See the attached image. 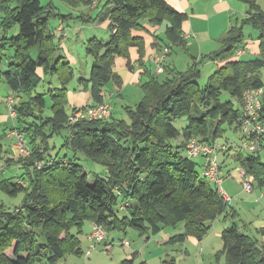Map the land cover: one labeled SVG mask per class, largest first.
Returning <instances> with one entry per match:
<instances>
[{
  "label": "trees",
  "instance_id": "1",
  "mask_svg": "<svg viewBox=\"0 0 264 264\" xmlns=\"http://www.w3.org/2000/svg\"><path fill=\"white\" fill-rule=\"evenodd\" d=\"M14 1L15 5L10 7ZM63 1L72 6L92 7H98L100 2ZM244 1L248 4L246 16L235 20L222 37L221 47L206 55L225 63L209 77L204 88L197 81L200 75L197 64L189 65L186 70L171 67L167 71L164 64V79L159 77L163 72L157 74L147 67L148 77L141 83L142 99L135 106L125 107L128 119H113L111 115L70 121L66 85L73 80L75 71L58 52L60 41L50 25L53 17L63 15L55 11L52 3L43 5L41 0H0L6 11L5 27L19 25V33L10 39L16 60L4 72L12 95L18 97L14 105L16 118H21L20 124L11 129L17 128L25 134L31 150L29 155L20 153L19 158L28 180L0 181V187L13 195L25 193L20 206L0 210V264H35L41 258L55 264L65 248L79 252L81 241L71 229L77 227L81 231L86 219L105 228L125 229L132 225L139 227L141 234H158L165 226L184 223V232L169 238L168 242L172 243L184 242L187 235L203 239L209 233L230 203L182 150L186 151V142L193 137L209 142L222 137L225 123L238 131L244 92L264 87L260 75L264 68V10L257 0ZM105 5L107 11L99 19L109 18L110 36L106 41L89 39L91 73L88 79H80L84 89H90L94 105L104 102L103 91L110 81H121L114 68L117 56L127 58L132 68L129 48L137 46L144 65L145 40L133 35V29H141L144 22L154 26L165 24V36L155 35V47L161 50L167 46L172 50L173 46L186 48L187 45L183 23L189 16L167 0H107ZM246 24L258 30L260 53L249 59H232L244 44ZM36 45L35 57L31 48ZM40 67L45 74L57 75L61 81V86L49 90L53 100L51 117L43 115L44 94H32L42 79L38 74ZM223 91L229 92L238 105L232 99L221 101ZM183 117L188 119V124L179 128L176 120ZM51 126L55 131L68 127L70 136L64 147L81 151L102 163L106 175L92 174L90 181V174L77 162L76 154L72 158L65 155L61 160L49 158L47 148L39 145L37 136L41 128L45 135ZM181 135L185 142L174 145L172 141ZM231 149L230 146L223 154H229ZM243 152L246 151L237 152L235 160L261 186L264 162L260 151L246 155ZM2 155L0 135V163ZM41 160L45 164L38 166L36 163ZM122 202L128 203L124 209L128 214L120 216V211H124L119 206ZM258 232L264 235V226ZM221 238L219 255L226 254L227 264H264V244L252 240L236 223L226 227ZM11 248L13 256L6 253ZM121 264H133V259L123 260Z\"/></svg>",
  "mask_w": 264,
  "mask_h": 264
},
{
  "label": "rangeland",
  "instance_id": "2",
  "mask_svg": "<svg viewBox=\"0 0 264 264\" xmlns=\"http://www.w3.org/2000/svg\"><path fill=\"white\" fill-rule=\"evenodd\" d=\"M99 6L92 7L90 5L81 4L72 6L63 0H41L43 5L52 3L55 11L63 16H55L51 19L50 25L52 29H57L58 25L63 22L67 28L68 35L66 40L63 42L66 45V49L72 53L75 61L70 62L74 68L75 75L81 76L86 67V58L89 57L91 67L93 58L87 53L88 41L91 38H98L107 40L104 36V29L109 32V28H103L101 24L102 20L99 16L107 11L106 1L98 0ZM173 6L179 11H183V4L179 0H170ZM204 0H191L195 7L201 9H208L211 15V19L215 20L211 25L210 36L221 37L223 35L224 18L220 15H215V9L212 5L203 2ZM177 2V3H176ZM16 1L10 2L9 6L13 7ZM170 3V2H169ZM170 3V4H171ZM213 3V2H212ZM240 7V13L238 17L242 18V8ZM185 12V11H183ZM190 11H186V13ZM88 17H91L88 18ZM6 18V11L0 4V135L1 143L3 145L2 161L0 163V181L7 179L11 183H17L20 179L28 180V174L26 168L22 165L19 158L20 152L12 147V141L7 137L10 129L14 125L20 124L21 118L18 116L16 120L9 117V110L7 108V97L14 94L9 88L4 72L8 65L16 60V50L11 45L10 39L19 33V25L11 24L8 28L4 25ZM236 19H234L235 22ZM165 24L161 27L159 33L164 37ZM245 36L250 38V32H258L251 25H245ZM212 43V44H211ZM206 43L205 50L203 52L196 50L198 53H193L189 49L184 50L181 46H173V53L170 54L168 63L175 64L177 69L186 70L189 65H196L200 70V75L197 78L200 86L204 88L208 84L209 77L217 71L225 62L222 59H210L206 58V55L210 52L216 51L217 45H213V42ZM216 46V47H215ZM64 47V45H63ZM58 51L63 54L67 59L64 49ZM65 48V47H64ZM216 48V49H215ZM33 56H37L38 46L31 48ZM197 59H195V58ZM195 59V61L193 60ZM68 60V59H67ZM165 60V61H167ZM193 60V61H192ZM174 61V63H173ZM189 64V65H188ZM38 74L41 76L39 84L33 89V95L37 93L44 94L45 108L43 115L45 117H51L53 115L52 104L53 100L50 95L51 87L61 86V81L57 75L45 74L44 69L40 67ZM260 75L264 80V68L261 69ZM161 79L166 77L165 74L159 76ZM67 84L68 88V100H72L73 95L79 92V88L76 86L77 81L74 80ZM112 85V82L110 83ZM83 91L84 86L82 87ZM135 90H128L130 98L132 96V105L139 102L141 94ZM143 95V92H142ZM111 99V98H110ZM134 99V101H133ZM232 99L233 102L238 105L236 99H233L229 92L223 91L220 97L221 101ZM112 101V117L128 119V114L125 107L121 104V99L118 96L111 99ZM127 105V106H132ZM75 103L71 104L70 100L67 105L68 114L72 115L76 109ZM23 121V120H22ZM37 122H39L37 120ZM39 124V123H38ZM176 124L179 128H183L188 124V119L183 117L176 120ZM49 131L45 132V135L41 133L42 128L38 132V143L47 148V154L49 158H62L67 155L68 158L74 157L76 154L77 162L83 165L85 171L90 174V181H92V174L106 175L107 171L105 165L94 161L87 157L81 151H73L67 147H64L66 139L70 136V129L68 127L61 128L59 130L50 127ZM26 137V136H25ZM241 138L239 130L235 131L232 127L225 123L222 126V137L219 138L220 143H226L231 146L232 149L229 154L224 155L220 153V160L222 162L225 176L223 177V188L232 197L227 210L220 215L215 223H213L209 233L204 236L203 239H198L193 235H187L184 242H168L169 238L175 234L184 232L185 225L180 222L176 226H165L163 227L162 233L152 234H141V229L132 225H128L125 229L123 228H106L107 237L101 243L92 247V242L89 239V234L92 231L94 222L90 219H86L82 225L81 231H78L77 227H73L71 232L77 234L81 241V250L79 252L71 251L67 248L64 250V255L58 259L55 264H121L123 260L133 259V264H227L226 254H220L219 251L222 249V238L218 237L215 232L218 230H225L226 227L236 223L238 227L244 233L254 240L258 244H264V235L258 232L260 225L264 222V188L260 187L257 182L254 184V189L247 191L244 188L242 178L239 176L240 162L235 160L234 155L241 151ZM185 142L182 135L177 139L173 140L174 145ZM15 150V151H14ZM184 155L185 150H182ZM243 152V155H246ZM26 155V154H23ZM262 161L264 162V148L260 150ZM193 160L197 164L199 173L202 169V157H194ZM24 191H20L18 194H11L0 187V210L1 208L13 210L15 207L20 206L24 199ZM120 206V205H119ZM128 214L127 210L120 211L119 215L122 216ZM149 236V238H148ZM170 236V237H169ZM128 240L131 245L126 247L123 242ZM13 249L11 248L6 253L9 256L12 255ZM27 255V254H26ZM35 264H51L47 258H41Z\"/></svg>",
  "mask_w": 264,
  "mask_h": 264
},
{
  "label": "crops",
  "instance_id": "3",
  "mask_svg": "<svg viewBox=\"0 0 264 264\" xmlns=\"http://www.w3.org/2000/svg\"><path fill=\"white\" fill-rule=\"evenodd\" d=\"M167 1L171 3L170 0H167ZM173 1H176V0H173ZM179 2H182L183 4V11L185 12L190 11V13L187 12L189 16L188 19L183 23V31H184L185 38L187 40V45H186V48H184V50L189 49L190 51H193V53H197L196 50H198V52L199 51L203 52L205 50L206 43H211V42H213V45H217V48L218 47L220 48L222 44V37L225 35L227 29L234 23V19L236 20L241 19L240 17H238L240 13V7H242L243 5L248 6V4L244 0H204L203 2H207V4H210L214 7L216 16L220 15L221 17L224 18V26H222L223 35L221 37H216V36L212 37L209 35V33L211 31V25L215 20L211 19L209 10L201 9L198 6L195 7V4H193L191 0H179ZM257 2L260 5V7L264 10V0H257ZM247 11H248V8L243 7L241 14L246 16ZM102 22L103 23L101 24V26L103 28L105 27L109 28V24H110L109 18L102 20ZM161 27L162 26H154L150 23L144 22L143 27L141 29L132 30L133 35L141 36L145 40V56L142 59L144 65H142L140 62V53H139V49L137 46H131L129 48V55H130L132 68L128 66L127 58H125L124 56H117L115 58L114 68H115V71L118 73V75L121 77V81L120 82L110 81L105 86L104 91H103L104 102H108L112 105L113 103L111 99L118 96V99H121V104L123 105V107L127 105H132L130 104L132 103V96L130 98V95L128 94V90L130 89L135 90L134 95H136V91H138V93L141 94L140 100L142 99L143 91L141 89V83L145 81L148 77L147 67L152 72L155 71L154 70L155 64L151 61V57L155 52L159 51V49L154 46V43H155V37L157 35H160V36L163 35L162 33H159ZM108 30L109 32L104 29L105 37H107V35L110 36V29ZM249 35H250V38L246 37L244 44L241 47L243 49V52L241 54L235 53V56L232 59H249V58L259 55L260 53V40L258 39L259 33L250 32ZM103 41H106V40H103ZM64 47L63 49H64V53L67 59L70 62L75 61L72 53L66 49L65 43H64ZM173 52L174 51L172 48L170 54H172ZM170 54L168 55L166 60L169 58ZM85 61H86L85 70L83 71L82 74H80L81 75L80 77L75 75V79H74L77 81L76 86L80 90L79 92H76L73 95L72 100L69 98L70 103L71 104L75 103L78 109L86 107V106H92L95 104L93 103L90 89H86L85 91H83V88H82L83 84H81L80 82V79L82 77L88 79L91 73V66H90L91 62H90L89 57H87ZM165 67H166V71L169 70L171 67L177 68L175 64L172 65L171 63H168V60L165 61ZM162 74H165V72H163ZM111 82H112V85H110ZM135 105H132V106H135ZM13 149L15 148L13 147ZM263 226H264V222L260 225V228ZM222 231L223 230H218L215 232V234L218 237H221ZM162 232L164 231H161L160 233Z\"/></svg>",
  "mask_w": 264,
  "mask_h": 264
},
{
  "label": "built area",
  "instance_id": "4",
  "mask_svg": "<svg viewBox=\"0 0 264 264\" xmlns=\"http://www.w3.org/2000/svg\"><path fill=\"white\" fill-rule=\"evenodd\" d=\"M57 36L60 41V45L63 46V42L67 38V28L62 22L56 29ZM242 48H239L236 53L241 54ZM171 53L170 47H163L161 50L155 52L151 61L155 64V72L160 74L164 71L165 60ZM18 97L10 95L7 97V108L9 110V117L13 120L17 116V112L14 108L17 103ZM112 115V105L108 102H103L94 106H87L77 109L69 116L70 121H76L81 119H101L109 118ZM239 132L242 135L240 149L246 152L255 153L263 149L264 144V87L247 89L243 94V108L242 116L239 124ZM7 137L12 141V146L22 154L29 155L31 150L28 146L27 138L25 134L17 129L13 128L7 134ZM230 146L226 143H220L219 138L215 141H201L196 137L189 139L186 142L187 155L194 157H202V169L201 173L212 184L217 186L219 194L223 199L230 203L232 197L223 188V177L226 175L220 160V153H224ZM60 158L59 160H61ZM53 161V160H51ZM38 166L45 164L44 160L36 163ZM239 176L242 178L244 188L247 191L254 189L256 182L255 176L249 174L243 167H240ZM260 187L264 188V180ZM264 194V192H262ZM127 202H122L121 209H126ZM107 237V230L104 225L100 223H94L92 231L89 234V239L92 242V247L104 241ZM126 247L131 243L128 240L123 242Z\"/></svg>",
  "mask_w": 264,
  "mask_h": 264
}]
</instances>
